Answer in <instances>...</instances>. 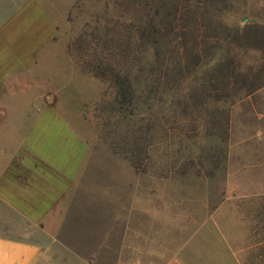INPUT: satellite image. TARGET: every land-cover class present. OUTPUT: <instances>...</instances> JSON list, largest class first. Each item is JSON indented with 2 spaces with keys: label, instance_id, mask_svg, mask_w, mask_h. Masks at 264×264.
I'll list each match as a JSON object with an SVG mask.
<instances>
[{
  "label": "rangeland",
  "instance_id": "obj_1",
  "mask_svg": "<svg viewBox=\"0 0 264 264\" xmlns=\"http://www.w3.org/2000/svg\"><path fill=\"white\" fill-rule=\"evenodd\" d=\"M40 1L56 35L31 65L27 92L12 91L7 102L18 117L30 93L52 98L56 115L88 145L66 217L47 236L48 263L97 251L113 264H142L127 250L123 258L127 213L145 228L133 243L159 237L163 263L220 209L217 221L237 223L223 263L264 264V0H152L163 25L175 27L156 64L172 89L146 102L139 77L132 114L114 108L115 88L82 65L102 59L142 74L155 58L136 30L143 1ZM52 134L48 146L57 147L59 130ZM110 225L113 249H98ZM207 239H198L199 249H208ZM146 254L144 264L157 260Z\"/></svg>",
  "mask_w": 264,
  "mask_h": 264
},
{
  "label": "crops",
  "instance_id": "obj_2",
  "mask_svg": "<svg viewBox=\"0 0 264 264\" xmlns=\"http://www.w3.org/2000/svg\"><path fill=\"white\" fill-rule=\"evenodd\" d=\"M56 31L40 0H0V264H49L47 236L57 233L66 217L82 168L80 150L88 146L68 120L56 115L52 98L30 93L18 117L7 102L12 91L27 92L31 65ZM56 128L61 135L58 145L49 147ZM137 211L144 215L145 205ZM220 212L216 209L212 214L216 221H206L187 245L168 251L163 263L159 237L148 246L133 243L131 235H141L145 228L135 226L133 215L127 213L123 216V258L127 250L131 263L141 259L144 264L148 252L156 256L155 264H224V247L233 249L237 223L232 217L217 221ZM110 226L98 249H113ZM204 236L209 241L206 250L196 245ZM108 256L95 251L56 264H113Z\"/></svg>",
  "mask_w": 264,
  "mask_h": 264
},
{
  "label": "trees",
  "instance_id": "obj_3",
  "mask_svg": "<svg viewBox=\"0 0 264 264\" xmlns=\"http://www.w3.org/2000/svg\"><path fill=\"white\" fill-rule=\"evenodd\" d=\"M132 1L135 2L137 0ZM142 1L143 5L139 6L141 14L135 17V21L138 22L136 30L141 40L153 46L155 50V58L152 61H147L149 67L143 65L140 68L142 74H132L131 71L122 73L121 69L117 68L115 64H108V66H105L104 60L102 59H98L96 63L92 62V64L87 63L86 65H82V70L93 72L106 80L109 86L115 88V94L111 101L113 107H116L118 110H125L131 114L134 113L138 107L135 85L138 83L139 77H141L146 84L144 94V101L146 102L152 98L156 100L162 99L163 94L165 92H170L172 89V77L165 79L163 84L160 83L159 78L161 74H159L156 64H161L158 57L160 53L158 47L166 40V37L175 27H173L172 24L163 25V21L159 19V9L157 6L153 5L152 0ZM167 41H170V39L167 38ZM130 63L136 66L135 58L132 59ZM165 73H167V71Z\"/></svg>",
  "mask_w": 264,
  "mask_h": 264
}]
</instances>
